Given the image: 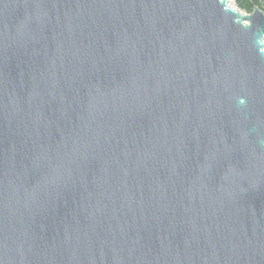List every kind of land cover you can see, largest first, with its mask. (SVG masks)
<instances>
[{
	"label": "water",
	"instance_id": "water-1",
	"mask_svg": "<svg viewBox=\"0 0 264 264\" xmlns=\"http://www.w3.org/2000/svg\"><path fill=\"white\" fill-rule=\"evenodd\" d=\"M0 264H264V12L0 0Z\"/></svg>",
	"mask_w": 264,
	"mask_h": 264
},
{
	"label": "trees",
	"instance_id": "trees-1",
	"mask_svg": "<svg viewBox=\"0 0 264 264\" xmlns=\"http://www.w3.org/2000/svg\"><path fill=\"white\" fill-rule=\"evenodd\" d=\"M235 3L237 9L246 14L252 13L254 7H258L260 10H263L260 0H235Z\"/></svg>",
	"mask_w": 264,
	"mask_h": 264
},
{
	"label": "rangeland",
	"instance_id": "rangeland-1",
	"mask_svg": "<svg viewBox=\"0 0 264 264\" xmlns=\"http://www.w3.org/2000/svg\"><path fill=\"white\" fill-rule=\"evenodd\" d=\"M260 2H261V5H262V9L264 10V0H260ZM229 3H230L231 6L237 8V7H236L235 0H229ZM263 10H262V11H263ZM241 12H242V11H241ZM263 12H264V11H263ZM242 13H244V12H242Z\"/></svg>",
	"mask_w": 264,
	"mask_h": 264
},
{
	"label": "bare ground",
	"instance_id": "bare-ground-1",
	"mask_svg": "<svg viewBox=\"0 0 264 264\" xmlns=\"http://www.w3.org/2000/svg\"><path fill=\"white\" fill-rule=\"evenodd\" d=\"M229 1V0H228ZM230 4V3H229Z\"/></svg>",
	"mask_w": 264,
	"mask_h": 264
}]
</instances>
